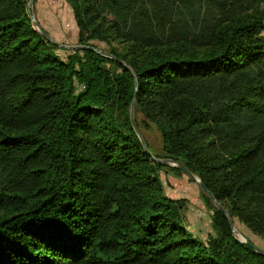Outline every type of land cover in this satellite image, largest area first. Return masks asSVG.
Segmentation results:
<instances>
[{
	"label": "trees",
	"instance_id": "1",
	"mask_svg": "<svg viewBox=\"0 0 264 264\" xmlns=\"http://www.w3.org/2000/svg\"><path fill=\"white\" fill-rule=\"evenodd\" d=\"M66 1L78 45L124 48L59 59L25 0H0V264H264L205 194L214 236L186 230L130 120L134 101L138 130L135 112L264 240V0H210L227 9L202 50L156 48L148 2L175 0Z\"/></svg>",
	"mask_w": 264,
	"mask_h": 264
},
{
	"label": "rangeland",
	"instance_id": "2",
	"mask_svg": "<svg viewBox=\"0 0 264 264\" xmlns=\"http://www.w3.org/2000/svg\"><path fill=\"white\" fill-rule=\"evenodd\" d=\"M30 1L25 0L26 8H28ZM187 2H189L188 8L184 5ZM160 3L154 2L151 4L148 2L153 16L154 41L157 42L156 48L158 49L176 47L180 44L189 49H204L206 45H203L204 38L201 36L199 28H209L220 21L227 9V7L222 6L221 10H218L217 5L210 0H175L174 2ZM31 11L34 19L47 37L37 29L35 30L53 46V53L57 58L64 60L74 50H79L73 48L74 46H80L77 44L78 29L75 25L72 10L66 0H33ZM256 35L264 40V21ZM91 43L96 50L104 53H108L110 47H115L119 52L124 48L123 45L117 42H111L110 45L98 41H92ZM135 118L140 123V134L152 158L161 161L170 160L162 152L159 131L152 124H149V126L142 124L141 120L143 118L137 112H135ZM173 162L181 164L176 161ZM161 164H163L164 169L159 172V176L164 194L168 198L182 203L185 207L184 227L195 239L205 242L215 233L211 219L212 213L205 206L203 200L205 193L198 187L194 179L188 177L178 168L165 163ZM234 227L244 238L249 239L264 251L263 239L254 235L236 220H234Z\"/></svg>",
	"mask_w": 264,
	"mask_h": 264
},
{
	"label": "water",
	"instance_id": "3",
	"mask_svg": "<svg viewBox=\"0 0 264 264\" xmlns=\"http://www.w3.org/2000/svg\"><path fill=\"white\" fill-rule=\"evenodd\" d=\"M32 1H30L29 5H28V14H29V18L31 20V24L32 26L37 29V31H39L41 34H43L45 37H47L46 33L41 29L40 25L36 22V20L34 19L33 15H32V11H31V5H32ZM74 49H89V50H93L96 53H98L99 55L108 57V58H113L110 55H108L107 53L95 50L92 47H85V46H74ZM130 120H131V125L138 137V139L140 140V143L142 144L144 151L150 155L145 142L135 124V120H134V101L132 102L131 105V109H130ZM158 163H165L167 165H170L172 167H176L178 168L181 172H183L184 174H186L188 177L194 179L196 181V183L198 184V187L207 195V197H209V199L211 200V202L213 203L214 207L221 212L222 214H224L229 222L230 228L232 230V234L235 237L236 240L240 241L241 243H244L246 246L250 247L253 249V251H255L256 253L263 255L264 256V251H262L261 249H259L253 242H251L249 239L246 238H239L236 237V230L234 228V223L232 218L230 217L228 211L226 209H224L213 197V195L207 190V188L205 187V185L201 182V180L199 178H197L194 174H192L185 166L181 165V164H177L174 163L172 160H165V161H161V160H155Z\"/></svg>",
	"mask_w": 264,
	"mask_h": 264
},
{
	"label": "bare ground",
	"instance_id": "4",
	"mask_svg": "<svg viewBox=\"0 0 264 264\" xmlns=\"http://www.w3.org/2000/svg\"><path fill=\"white\" fill-rule=\"evenodd\" d=\"M235 228V227H234ZM236 230V229H235ZM237 232V231H236ZM236 236L239 238H244L243 235H241L239 232L236 233Z\"/></svg>",
	"mask_w": 264,
	"mask_h": 264
}]
</instances>
